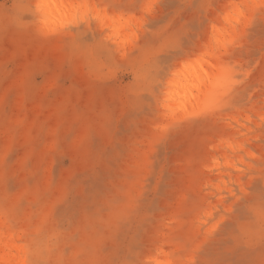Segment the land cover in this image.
Instances as JSON below:
<instances>
[{
    "label": "rangeland",
    "instance_id": "374dc122",
    "mask_svg": "<svg viewBox=\"0 0 264 264\" xmlns=\"http://www.w3.org/2000/svg\"><path fill=\"white\" fill-rule=\"evenodd\" d=\"M40 1L0 0V264H264V0Z\"/></svg>",
    "mask_w": 264,
    "mask_h": 264
},
{
    "label": "bare ground",
    "instance_id": "6f19581e",
    "mask_svg": "<svg viewBox=\"0 0 264 264\" xmlns=\"http://www.w3.org/2000/svg\"><path fill=\"white\" fill-rule=\"evenodd\" d=\"M48 3H49V2H48L47 0H41V1L39 2L40 7H41L42 9H44L46 15H47L48 12H49V11H47V8H46V6H47ZM57 25H58V24H57Z\"/></svg>",
    "mask_w": 264,
    "mask_h": 264
}]
</instances>
